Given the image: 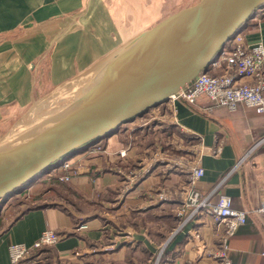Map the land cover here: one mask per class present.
Masks as SVG:
<instances>
[{"label": "crops", "instance_id": "obj_1", "mask_svg": "<svg viewBox=\"0 0 264 264\" xmlns=\"http://www.w3.org/2000/svg\"><path fill=\"white\" fill-rule=\"evenodd\" d=\"M197 1L0 0V137L28 107L68 84L78 86L88 80L141 34L143 25L153 22L154 26L164 18V11H177ZM240 33L248 43L264 45V7ZM208 105L203 98L197 107ZM156 109L168 112L170 105L150 111ZM172 113L188 137L201 141L200 164L205 176L197 188L211 195L213 203L226 194L235 209L251 212L247 224L229 241L230 259L234 264H264V223L254 212L264 200V145L249 154L264 133V119L243 105L235 113L217 109L213 118H207L176 101ZM115 138H104V150L111 158L96 156L94 185L88 171L73 179L71 185L81 192L83 207L36 204L40 200L36 198L32 207L15 215L4 210L2 201L0 264H10L12 244L31 247L47 230L63 237L43 250V264H159L165 249L161 264H187L196 258L188 244L196 228L214 246L213 230L197 227L191 211H181L187 171H182L186 175L174 170L157 176V167L146 165L138 184L105 171V164L116 162ZM59 165L61 162L49 170ZM44 174L17 193L25 196L35 189ZM138 191L144 193L136 194ZM143 218L157 222L143 224ZM143 251L147 255L144 263Z\"/></svg>", "mask_w": 264, "mask_h": 264}, {"label": "water", "instance_id": "obj_2", "mask_svg": "<svg viewBox=\"0 0 264 264\" xmlns=\"http://www.w3.org/2000/svg\"><path fill=\"white\" fill-rule=\"evenodd\" d=\"M263 7L264 0H198L143 31L71 105L27 137L0 147V203L61 160L173 98L213 118L181 91L209 72L227 42Z\"/></svg>", "mask_w": 264, "mask_h": 264}, {"label": "rangeland", "instance_id": "obj_3", "mask_svg": "<svg viewBox=\"0 0 264 264\" xmlns=\"http://www.w3.org/2000/svg\"><path fill=\"white\" fill-rule=\"evenodd\" d=\"M174 12L176 11H164L163 17L165 18ZM151 25L153 26V22L147 26L143 25V31L148 27L151 28ZM111 60L109 59L104 62L100 70L93 74V76H90V78L88 76V80H82L80 85L74 86V84H68L64 89L61 88L55 91L50 98L41 100L25 109L23 114L12 120L8 125L9 128L4 133L2 132L0 147L13 144V142H17L18 140L20 141L22 137H27V134L30 135L32 132H35L39 126L71 105L100 77L104 67ZM157 110L149 111L150 113L138 117L135 121L124 124L106 137L108 139L116 136L112 141L116 149L114 153L113 151L110 152L111 154L113 153L116 162H111L110 165L105 164L103 167L105 171L109 169L116 174L118 173L121 178L136 180V184L143 180V167L147 168L146 165H151V169L157 167L155 169L157 176H167L170 172H175L173 166L176 162H179L181 163V172L178 171L179 174H187L182 171L186 170L190 162H196L198 160L201 141L190 135L188 137L179 128L174 120L173 108V111L170 110L168 112L165 110ZM106 139L103 138L98 142L92 143L71 154L68 158L61 160V165L58 166V169L45 172L41 183H38L32 191H26L27 194L25 196L16 193V195L13 194L6 201L4 199V205L6 204V209L3 207L4 210H8L10 213L17 215L21 211L32 207L36 198L40 199L36 204L56 205L60 203L59 205L66 207L71 206V204L77 207L82 206L80 197L82 194L73 188L74 186L71 184L73 183V179L85 176L87 171L89 172L88 176L89 180L91 179V184L94 185L97 182V175H95L97 173V167H93L95 159L98 157L111 158V155L104 150V142ZM121 146L122 148L120 149ZM126 151L130 152L127 153ZM102 154L105 156H101ZM97 155L98 157H96ZM67 163L70 165L69 169L66 170L64 169V165ZM101 170L98 169L100 172ZM67 175H70L71 179L65 182L61 178ZM143 193V191H138L136 194ZM82 202L85 204L84 200ZM144 221L143 218V224L157 222L155 219H148L145 223ZM165 250L158 257L161 262L164 259ZM146 256L143 251V263L147 258Z\"/></svg>", "mask_w": 264, "mask_h": 264}, {"label": "built area", "instance_id": "obj_4", "mask_svg": "<svg viewBox=\"0 0 264 264\" xmlns=\"http://www.w3.org/2000/svg\"><path fill=\"white\" fill-rule=\"evenodd\" d=\"M181 95L196 106L201 99L206 98L209 105L201 107L205 112L213 113L217 109L225 108L230 113H235L240 105H243L264 119L263 43L250 44L240 31L237 32L227 42L209 72L201 73L181 91ZM175 102L173 98L167 103L170 110L172 108L174 110ZM262 145L264 133L254 143L249 154ZM199 149L201 154V146ZM69 165L65 164L64 169H69ZM180 167L181 163L176 162L173 169L180 170ZM185 171L188 174V183L184 188L185 196L181 211L190 210L191 218L195 220L197 227L211 228L215 241L214 246L208 245L200 233L201 228H196L195 233H191L188 239V244L196 252V258L187 264H203L202 260H211L214 264H234L228 254L229 241L247 224L251 212L235 209L232 199L226 194L219 195L213 203L211 195H204L197 188V182L205 176L200 156L196 162H190ZM61 179L68 182L71 177L67 175ZM254 212L264 223V200ZM81 227L86 225L83 224ZM62 237L55 231L47 230L31 247L12 244L9 248L10 264H43V250L56 245Z\"/></svg>", "mask_w": 264, "mask_h": 264}, {"label": "bare ground", "instance_id": "obj_5", "mask_svg": "<svg viewBox=\"0 0 264 264\" xmlns=\"http://www.w3.org/2000/svg\"><path fill=\"white\" fill-rule=\"evenodd\" d=\"M40 130H42V128H41ZM36 134H38V133L36 132ZM67 158H68V157H67ZM67 162H68V161H67ZM55 165H56V164H55ZM55 170H56V169H55ZM45 172H46V171H45ZM45 172H44V173H45ZM44 173H43V174H44Z\"/></svg>", "mask_w": 264, "mask_h": 264}]
</instances>
